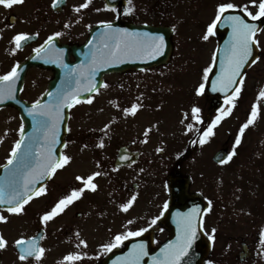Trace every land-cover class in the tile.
<instances>
[{
  "label": "flooded vegetation",
  "instance_id": "af4514ba",
  "mask_svg": "<svg viewBox=\"0 0 264 264\" xmlns=\"http://www.w3.org/2000/svg\"><path fill=\"white\" fill-rule=\"evenodd\" d=\"M204 1L208 4L210 0H132L131 6L134 10L130 14L123 12V8L129 6L127 0H92L90 6L87 9H82L80 13L74 12L73 8L84 3L85 0H62V3L56 8L51 6L52 0H25L24 4L14 6L12 9L0 6V41L6 38L7 34L11 41L12 36L17 32H39V36H33L31 40L26 41L23 47L14 54L11 52L14 45L10 43V50L5 51L7 56L0 58V74L8 71L16 62H19L20 65L25 63V66L28 65L20 97L27 103V107H30L36 99L46 100L48 91L64 86L65 69L59 62L35 59L30 64L35 55L33 49L42 44L52 33L57 31L63 33L54 38L55 47L63 49L61 58L65 64L76 65L87 61L88 56L85 54L88 53V40L94 28L101 25L98 23L99 21L112 20L123 28L126 24H158L173 29L174 25L170 22H173L175 17H181L178 22H184L188 16L187 10L195 11ZM238 2V4H245L248 3V0H238ZM107 3L114 4L120 10L118 18L116 13L104 9V5ZM180 6H183V11L178 10ZM97 8L101 10L96 11ZM195 14H197L196 11ZM147 15L153 19L146 17ZM65 23H68L70 27L65 28ZM88 25L91 27L89 28ZM178 27L177 25L176 31L172 30L173 34L178 31ZM2 53L3 49L0 47V55ZM124 62L117 64L118 69L104 76L103 82H107L109 88H102L99 95L93 93L95 96L93 104L81 103L71 109L65 108V124L61 125V144L57 145V149L73 156V161L47 181L48 193L42 197L34 198L26 205L24 214L9 215L7 223H0V233H3L9 241L7 249L0 251V264H20L17 260L18 249L14 246L13 241L21 236L27 238L44 235L39 243L47 251L41 264H57V261L68 251L77 250L75 246L78 239L74 235L77 230L80 232V239L86 240L88 245L87 248L80 249L88 253V257L81 264H88V260H93L92 264H112V259L121 256L131 242L136 244L139 241H144L146 250L150 249L154 252L158 245L165 243L169 238L170 231L164 224L166 211L155 225L149 228L148 224L153 217L160 214L164 201H170L169 179L180 175L181 168L175 165L171 147H168L173 144L171 138L161 145L164 151L157 153L155 149L158 146L155 141L148 138V143H141L143 137L140 139L137 136L138 133H134L140 128L139 114L152 115L155 112L158 105L155 99L144 94L140 101L144 107L138 112V118L123 116L121 109L130 106L139 97L142 92L138 90L139 87L155 81L151 77L144 76L145 73H151V69L141 70L128 67L131 64L124 65ZM121 65L123 69H121ZM87 95L88 93L82 94V96ZM100 98L118 102L121 106L115 108L113 104H110L111 110L108 112L116 122L113 126H116L115 130L118 129L117 134L112 130L113 128H109L108 136L104 137L100 131L103 126L88 125V119L91 117L88 110L92 114H98L97 108L90 107L97 106ZM198 106L202 108L203 116L205 109L200 104ZM27 107L20 111L16 106L10 105L0 110L13 111L14 113L10 116H13V120L17 123L16 128L7 127L5 139L0 141V171L6 163L13 142L19 138L20 125H24L26 133H31L33 130L32 117L28 116L25 111ZM211 111L209 115L213 118L217 113ZM135 121H138V124L134 127ZM199 126H201L199 129L203 130L205 124ZM147 127L144 126L141 131ZM67 128H70L71 131H67ZM101 138L105 140L103 149L95 146ZM115 138V141L109 142ZM168 141L171 143L168 144ZM190 141L189 139L187 142L180 141L185 154L199 145H192ZM64 142L68 143L66 149L63 148ZM85 144L88 145L87 148L83 147ZM144 144L148 145L144 146ZM125 149L132 154V158L135 160L131 167L128 166V162L119 160V156L124 154ZM80 160L84 166L78 170V161ZM97 160L100 161L99 168L96 167ZM117 164L120 165L119 170L113 171L112 169ZM141 168L144 169V172H140ZM91 171L107 173V175L97 178L98 191L95 193L86 191L79 201L50 221L46 228H43L39 220L40 215L50 209L70 187L79 186L78 182L74 180L76 175H86ZM4 176L0 172V178ZM103 181L107 186L103 184ZM157 183L161 186V190L157 189ZM165 184H167V188H165ZM133 193H138V196L130 210L136 209L135 212L141 218L138 224H136L137 220L134 216L129 213L130 210L124 213L119 209V204L125 202ZM141 204L145 205L144 210L138 208ZM0 211H3L2 207H0ZM4 214L8 215L6 212ZM128 220H132L133 223L127 224ZM141 227L148 228V230L138 237H129L123 245L111 252L105 254L100 248V244L109 242L116 233L135 231ZM101 236H104L102 241H92Z\"/></svg>",
  "mask_w": 264,
  "mask_h": 264
},
{
  "label": "snow or ice",
  "instance_id": "6c2138e0",
  "mask_svg": "<svg viewBox=\"0 0 264 264\" xmlns=\"http://www.w3.org/2000/svg\"><path fill=\"white\" fill-rule=\"evenodd\" d=\"M25 0H0V6L5 9H12L14 6L22 5ZM62 0H52V7L56 8ZM92 0H85L84 3L74 6L73 11L80 13L82 9H87ZM126 6L123 8L125 14L133 12L132 0H127ZM104 9L116 13L117 18L120 10L114 4L107 3ZM239 9L240 14L236 12ZM253 9H255L253 11ZM101 9L97 8L96 11ZM250 17L252 22H249ZM264 18V0H248V3L238 4L234 0H220L216 5L215 14L211 22L207 24L205 31L201 35L203 41H208L211 36L216 35L219 26H227L230 28L229 38L225 41L222 49V57L220 59V71L216 74L215 80L211 82V90L213 92L225 93L224 105L216 109V115L207 123L206 127L201 131L196 127L197 124H203L204 120L201 115L202 108L193 104L190 113L185 112L184 119L180 121L184 124L185 120L191 119L185 126L186 133L195 131L197 137L192 139V145L199 144L201 146L207 144L212 137L215 136V129L222 120L232 114L239 99L245 82L246 73L243 71L246 65H254L260 60L259 56H253L254 47H258L260 40L258 35L264 33V28L260 27L257 21ZM103 26V31L99 32L96 37L88 41L91 49L85 55L88 56L87 61L80 64L67 65L62 60L63 49H57L54 44V38L61 36L60 31L49 35L42 44L33 49L35 55L32 59H44L46 62H59L61 67L65 69L64 86L46 93L47 99H36L30 107L25 111L28 116L32 117V132L26 133L24 125L19 127V138L13 142L10 152L7 156L6 163L3 165L5 176L0 178V223H7L9 215H21L26 211L28 205L34 198H39L48 193L47 181L51 180L59 170H63L73 161V156L67 154L63 150H58L57 145L61 144V125L65 124V108L71 109L81 103L93 104L95 96L101 93V89L109 88L107 82L97 84L95 77L100 68L107 67L111 64H119L125 59L136 60H155L162 55L165 49V36L162 33L140 32L130 30L128 28L117 27L112 20H101L98 22ZM65 28L70 27L68 23L64 24ZM90 28L91 25H88ZM176 31V26H173ZM33 36H39V32H17L12 36L10 43L14 45L11 52L14 54L20 50L26 41ZM217 52L221 49L217 48L212 56V64L203 68V75L198 86L194 88L197 97L206 93V85L213 71V65L217 59ZM20 64L14 63L10 69L0 74V101L7 99H15L16 83L20 79ZM121 87H123L121 85ZM155 91V89H153ZM88 93L87 96H82ZM44 95V94H42ZM144 93L141 92L139 97L134 100L130 106L121 109L125 118L136 116L144 107L141 98ZM264 99V88H261L257 102L253 103L246 120L239 126L235 136L232 148L227 153L221 155L217 159L220 165H226L237 155V147L241 144L245 130L253 126L260 115L259 100ZM114 107L120 108V104L115 101H109ZM162 107V105L157 106ZM102 111V110H101ZM110 123L104 124L100 131L104 137L108 136ZM71 131L70 128L66 129ZM154 130H158L156 125H149L143 131V140L141 143H148L149 134ZM136 143V141H133ZM163 143V141H161ZM97 148L105 147L104 138L99 139L95 145ZM68 143H63L66 149ZM87 148L88 145H83ZM157 153L164 151L163 147L155 149ZM182 155V153L180 154ZM121 162H128L131 167L135 163L132 154L124 150V154L119 156ZM96 167H100V161H96ZM120 165L117 164L112 170L118 171ZM140 172H144L141 168ZM107 173L102 171H91L86 175H76L74 180L79 186L70 187V189L61 195L50 209L44 211L40 217V223L43 228L54 220L57 216L64 213L67 208L79 201L86 191L97 192L99 189L96 180ZM167 188V184H165ZM138 193H133L125 202L119 204V209L127 213L137 200ZM239 197H237L238 199ZM207 200V207L201 209L200 205L194 204L186 212L176 213L177 234L175 240H170L161 249L158 255L153 256L150 264H190L185 262L189 250L197 239L198 232L204 227V215L212 210L213 202ZM169 202L164 201L160 214L151 219L148 224L150 228L168 210ZM7 213L8 215L4 214ZM132 220H128L127 224L131 225ZM148 228L141 227L138 230H129L116 233L107 243L100 244V248L105 254L124 244L129 237H138L146 232ZM217 229L212 228L208 235V240L215 241V233ZM78 239L76 244L77 250L68 251L62 256L57 264H81L88 257L86 251L80 249L87 248V241L80 239V232H75ZM44 235L24 237L21 236L13 241L14 246L18 249L17 260L20 264H41L46 249L39 243ZM259 244L264 249V227L259 231ZM9 241L3 233H0V251L6 250ZM148 251L144 241L133 244L127 253L123 256H117L112 264H142L144 257L148 256ZM206 264H215L213 260H208Z\"/></svg>",
  "mask_w": 264,
  "mask_h": 264
},
{
  "label": "rangeland",
  "instance_id": "374dc122",
  "mask_svg": "<svg viewBox=\"0 0 264 264\" xmlns=\"http://www.w3.org/2000/svg\"><path fill=\"white\" fill-rule=\"evenodd\" d=\"M213 1L210 0L208 4L204 1L195 9L197 14L194 10L188 9V16L184 22H178L181 17H175L173 22H170L179 26L174 38L175 51L172 58L165 66L152 68L151 74L144 75L155 81L138 89L151 96L162 107H156L153 116L140 113V128L134 133H138L137 136L141 139L143 137L141 130L144 126L156 125L158 130L151 132L149 139L161 147L171 138L173 144L168 147H171L175 165L180 166L182 173L190 176V191L197 190L204 198L212 200L213 207L207 216L206 234L209 235L211 229L216 228V233H220V236L215 233L218 239L213 242L209 260H213L215 264H241L238 254L242 250L241 241L245 239L254 250L252 259L248 263L264 264V249L259 244V231L264 227V99L259 100L260 115L256 123L245 130L242 142L237 147V155L232 161L226 165L212 161L215 151L231 150L239 126L246 120L252 104L257 102L260 89L264 88V33L258 35L261 61L247 71L241 95L232 114L221 121L215 129V136L207 144L198 145L187 154L181 147V142L197 137L195 131L190 133L185 131L186 124L193 122L191 119L185 120L184 124L180 123L184 119L183 114L190 113L193 104L204 107L205 113L202 117L205 127L212 119L209 112L213 110L214 97L207 92L204 96L197 97L194 88L201 81L203 68L213 63L216 38L211 36L208 41L201 39L207 24L215 14L216 5L220 2V0ZM234 2L239 3L238 0ZM178 10L183 11V6ZM146 17L153 19L149 15ZM0 47L3 49L0 55L2 59L7 56L5 51L10 50L9 34L0 41ZM90 108H97L99 113L92 114L88 110V114L91 115L88 119L89 126L99 127L110 123V129L113 128L112 130L117 134L118 129L115 130L116 126H113L116 122L108 113L111 105L107 98H100L99 104ZM13 113L9 109L0 111V141L5 139L7 127L17 126L13 116H10ZM137 124L138 121H135L134 127ZM196 127L201 128L198 124ZM115 140L116 138L109 142ZM170 143L168 141V144ZM83 166L81 160L78 161V170ZM103 184L107 186L105 181ZM157 189L162 188L158 185ZM138 208L144 210L145 205L141 204ZM135 211L136 209H133L129 213L134 216L138 224L141 218ZM103 237L92 241L100 242ZM92 263L93 260H88V264Z\"/></svg>",
  "mask_w": 264,
  "mask_h": 264
},
{
  "label": "water",
  "instance_id": "95a60500",
  "mask_svg": "<svg viewBox=\"0 0 264 264\" xmlns=\"http://www.w3.org/2000/svg\"><path fill=\"white\" fill-rule=\"evenodd\" d=\"M249 22H252V21H249ZM257 23L261 27L263 24L262 19L261 21H257ZM156 30L157 32L155 33H160V29H156ZM222 35L224 36V33ZM222 35H220V37H222ZM171 50H172L171 36L170 34H166L164 52L162 55L158 56L155 60H153V65L167 62L170 58ZM247 66L248 65L245 66L244 70L246 69ZM219 71H220V63H217L216 70L212 76V79L209 82L208 90L212 92L213 94H219V95L225 96V93L213 92L211 90V82L215 80L216 74H218ZM19 87L20 86L18 85V88ZM10 103H17V100L7 99V100L0 101V107L8 105ZM18 105L21 106L20 103H18ZM223 154H224L223 152L218 153L217 156L215 157V160L217 161L218 157ZM170 185H171V194H172V199L170 201V209L168 211L170 215L168 213L164 221H165V225L171 231V239L175 240L176 234H177L176 213L186 212L194 204L200 205V203H202L204 206H206V202H204L203 200L201 201V199L197 198L196 196H190L188 194L189 180L185 177L179 176L177 178H172L170 181ZM203 208L204 207L202 206L201 209ZM170 216L172 217V223H170L171 221ZM209 254H210V243L207 241L205 236L202 234V229H201L198 232L196 241L193 243L192 248L189 250L188 256L185 258V262H190V264H204V260L209 256ZM150 262L151 260L146 259L145 263L142 262V264H150ZM182 264H184V262H182Z\"/></svg>",
  "mask_w": 264,
  "mask_h": 264
}]
</instances>
